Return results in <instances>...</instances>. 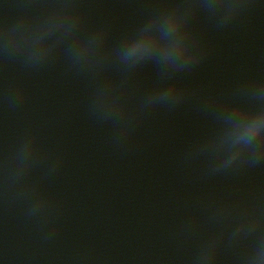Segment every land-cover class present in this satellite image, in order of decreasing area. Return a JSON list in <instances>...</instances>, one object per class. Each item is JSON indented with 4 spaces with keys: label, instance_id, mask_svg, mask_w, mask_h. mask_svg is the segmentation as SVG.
Here are the masks:
<instances>
[{
    "label": "water",
    "instance_id": "1",
    "mask_svg": "<svg viewBox=\"0 0 264 264\" xmlns=\"http://www.w3.org/2000/svg\"><path fill=\"white\" fill-rule=\"evenodd\" d=\"M0 264H264V0H0Z\"/></svg>",
    "mask_w": 264,
    "mask_h": 264
}]
</instances>
